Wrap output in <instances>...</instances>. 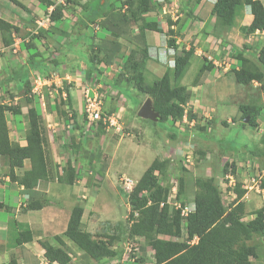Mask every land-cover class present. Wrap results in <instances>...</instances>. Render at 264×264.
Segmentation results:
<instances>
[{
	"label": "trees",
	"instance_id": "16d2710c",
	"mask_svg": "<svg viewBox=\"0 0 264 264\" xmlns=\"http://www.w3.org/2000/svg\"><path fill=\"white\" fill-rule=\"evenodd\" d=\"M9 1L17 6L25 7L23 0ZM38 1L44 12H48V6L53 5V9L49 12V25L47 28L38 27L36 29V24L31 23L30 27L35 31H30V38L23 43V47L29 51V65L26 67L21 66L12 76H16L18 81L22 82L24 88L22 97L28 102L25 145L10 140L6 121V113L12 111L15 115L19 114V107L23 104L14 105L0 102V155L6 158L9 178L22 185L29 195L40 179H49L51 174V171L49 174L50 159L46 149L47 138L43 119L38 110V103L34 99L38 95L31 92L29 79L31 70L38 69L46 74H48V71L43 68L44 66L42 67L40 60L35 59L39 52L36 51L33 39L39 38L40 35L54 38V25L63 17L64 9L62 4L56 3V0ZM65 1L68 2L69 0ZM158 4L157 0H85L81 4V11L86 21L75 18L77 21H74L73 24L85 28L89 25L88 22L91 24L99 17L112 14L114 22L109 21L107 22L108 25L101 24L102 27L111 30L114 36V40L110 41V44H113L112 47L110 46L107 49L112 55H115L121 47V42H118L115 37H120L121 33L126 31L129 32L127 41L133 46L129 48L117 77L111 82L122 81L132 87L138 94H141L143 99L150 97L153 108L158 113V121L170 122L169 126H167L168 124L165 126V130L168 131L170 140H175L178 131L175 130L173 125L183 117V104L189 98V91L185 85L178 83V79L189 65L193 49H181L180 53L175 55L172 68H167L161 77L154 78L151 82L145 81L146 60L149 55L144 40V31L150 29L163 32L164 27L159 26L155 19H146L143 14L159 8ZM245 5L250 8L252 20L249 25L241 26V30L245 33L255 29L264 31V5L260 0H215L210 14L216 17L214 26L217 31L219 25L222 26L224 31L230 28ZM123 8L124 10H122ZM71 13H75L74 10ZM132 23L136 25L137 33L135 34H130L129 27ZM171 23L169 20V26ZM169 26L168 33L172 36L173 30ZM12 31L18 32L19 28L0 17L1 39L5 45L12 43ZM61 35L63 38L65 34L62 32ZM92 35L89 36L90 40ZM94 35L98 37L97 31L94 32ZM215 35L221 36L219 33H215ZM56 41L58 43L59 40ZM167 45L176 48L173 37L167 38ZM90 49H92V52H88V57L92 61V66L89 70H94L101 46L96 45L93 49L91 42L88 46L89 51ZM236 53H233L234 57L240 60V64L238 69L231 68L234 79L240 84H249L252 80L262 81L264 78V47L257 52L255 61L248 64H244L246 58L243 56L242 49H236ZM255 64L256 67H254ZM203 67L212 69L213 65L209 61L203 64ZM261 87L264 89L263 82ZM262 107L261 102L239 104L241 124L257 127L256 119ZM247 115L249 116L247 122H243V118ZM187 116L188 119L196 118V113L189 110ZM66 119L71 120L72 118L68 116ZM210 121L208 120L204 124L206 125ZM223 123L225 122L223 121ZM78 129L80 139L75 140L74 137H70V146L79 155L83 150L81 140L83 127L80 126ZM96 158H98V155L92 154V151L89 156H85L90 168H95ZM25 159H29L30 167L17 175L15 168L23 167ZM76 159L78 160V156ZM234 163L236 164L235 161L231 165L224 164L219 175L221 177H225L227 173L234 175L236 172ZM174 170V163L170 157L154 159L127 193L129 206L127 214V220L129 221L128 234L132 237L141 236L144 239L145 244L153 251L152 264H254L251 258L259 256L257 254L258 249L264 251V206L255 210L254 217L247 216L243 220L241 208L244 209L245 205L241 198L246 190L241 187L240 183L235 181L232 187L235 198L227 206L222 200L217 177L214 175L208 177L196 176L194 177V185L196 186L194 208L188 211L186 215H182L183 203L181 202L178 207H173L167 201L168 188L162 184V179H165L168 174H172ZM62 171L61 175L56 174V180L73 184L76 176H78L76 167L70 161H67ZM97 172H101L100 168L97 169ZM183 186V179L179 177L176 197L182 194ZM44 203H47V200L28 199L25 208L40 209ZM82 214L83 205L81 203L74 204L70 210L65 230L61 234L52 236L56 243L50 242L47 238L37 239V242L44 249V256L49 263L69 264L71 262V256L65 247L62 235L73 241L83 251L84 255L91 257L96 263L104 264L109 259L120 257L118 250L113 248V241L117 239L116 236L114 234L97 235L82 229ZM183 229L185 237L179 239L184 236ZM160 235L175 238H163ZM34 237L29 228H23L15 232L12 245H21L32 241ZM251 240H254V242H250ZM6 264H18V262L14 257H11ZM127 264L148 263L145 262L144 258L135 257Z\"/></svg>",
	"mask_w": 264,
	"mask_h": 264
},
{
	"label": "crops",
	"instance_id": "0c3cea01",
	"mask_svg": "<svg viewBox=\"0 0 264 264\" xmlns=\"http://www.w3.org/2000/svg\"><path fill=\"white\" fill-rule=\"evenodd\" d=\"M84 1L85 0H69L66 4L67 6L71 4V10H74L75 14L78 15V19L81 18L82 20L86 21L83 12L81 11V4H83ZM172 1L178 2L181 10L185 11V14L188 15L184 18L182 16V13L179 12L177 16H181L179 22H174L170 25L173 29V38L175 39L176 48L169 47L167 45L166 39L168 37L163 32L145 29L144 40L147 45V51L149 55V58L146 60V71L144 74L145 81L151 82L152 79L161 77L167 68H172L171 61L174 60L176 54L180 53L181 49L192 48L193 54L190 58V63L185 69L183 75L178 79V83L185 85L187 90L189 91V98L186 102L188 104V108L192 113L195 112L196 115H201L203 109H201L202 104L200 103L199 97L203 95V98L205 99V87H208L210 85L212 86L215 114L218 111V116H222L228 110L230 105H232L231 98L234 95L232 94V91L233 87L236 86L233 76L234 73L231 68L238 69L240 64V60L234 57V49L241 48L242 50H244L243 56L246 58L244 64L254 62V55H256V52L262 46H264V31L256 30L248 34H244V32H241L240 27L248 25L252 19V16L247 10V7H243L240 10L239 14L236 16L234 24L225 31L222 29V26L219 25V30L216 33L221 34V36H215L214 33H211V28L213 27V24L215 22V17L210 15L213 0H194L189 7L186 3H183L182 0ZM186 1L188 3V0ZM260 1H262V3L264 4V0ZM22 2L25 7L17 6L9 0H0V17L17 26L19 30L26 29L33 32L35 31V29H31V23L33 22L35 24V21L38 18L37 16L39 15V10H43V7L38 0H23ZM122 10H124V8ZM65 11L66 9L63 10V17L54 25L55 33L53 35L55 36V39L57 38V40H59L58 42L61 43L64 41L63 39L65 38L66 34L70 33L74 34L70 35V37L73 38H79L80 35L84 39H86V37L89 38V36L91 35V27L89 26L90 23L88 22L89 25L85 28L83 26H80L79 28L82 30L85 29V32L84 34H82L81 32L76 36L75 31L78 29L75 28V31L71 29L69 24L71 23V25H73V22L70 21V19H67ZM161 15L162 14L160 9L158 10V12L154 10L143 14L146 19L148 18L156 20V18L158 17L157 21L159 22ZM113 17L114 16H112V14H107L105 16L99 17L98 19H96V21L100 22V24L104 23L108 25L107 22H114ZM192 20H194L198 24V26H195L198 31L195 38L198 40L195 41H198L199 43L190 39L189 37L192 34L190 33L189 35L188 31H186L189 30ZM158 25L163 27L159 23ZM166 25L168 26V23H166ZM129 28L131 32L130 34L137 33L136 25L134 23H132ZM62 32L65 35H63V38L60 40L59 38L61 37ZM15 33L16 32L14 31L11 32L12 43L9 45H5L3 43L0 33V91L3 92L8 90L9 93L13 95V99L18 100L23 96L24 88L22 87V82L18 81L16 76H12L15 74V71L21 66L26 67L29 65V51L23 47V43L27 42L28 38L23 39L21 37H16ZM97 34V38L100 40L99 44L97 45L101 46V51L100 55L97 57L99 60L97 59L95 63V69L89 70L92 66V61L89 59L88 55H85L86 59L84 70L76 68L74 74L69 70L64 74H59L60 78L63 79V82L68 84H65V86L69 88V101L67 100L66 106H64L66 113L61 112L62 110H59L60 108L54 101H50L47 103L44 102V98H39L36 100L38 103V110L43 119L45 136L47 138L46 149L50 159L49 174L51 171L49 179H40L37 185L34 187L31 193L32 195H29V193H27L23 189L22 185H19L16 181H13L9 178V176L7 175L8 167L6 164V158L0 155V209H6L4 192L9 191L10 194H13L14 199L17 202V206L14 208L13 217L9 216L0 220V264H6L11 257H14L17 260L18 264H58L57 262H48V260L44 256V249L37 242V239L47 238L50 242L56 243L52 236L55 234H61L65 230L70 210L76 203H81L83 205V214L81 216L82 229L94 233L93 230H91L90 225H92L93 222H95L97 219L90 221L94 218V215H92L89 222L85 221V215L88 214L92 209V205H88L91 201H88L87 203L86 201L89 199L91 194L93 195V198H95V196H97L98 194L95 192L98 191L99 188H95L94 190L92 189V192L90 194L89 192L86 194V191H88L89 189L85 184H83V182H81V180H83V178L85 177H80L82 179H79L76 176L75 182L73 184H68L56 180V174L61 175L63 172L62 168L65 166V163L67 161H70L72 165H76L75 167L78 170L79 175V166L87 163L85 156H89L92 150H95V155H97L102 148V146L96 145L94 149L87 152V148L85 147V136L81 138L83 150L79 155L70 146V137H74L75 140L80 139V136L78 135V128L80 126L84 128V125H86V120L84 118V92L86 90H88L91 96L95 95L99 99L102 109L105 105H109V110H118V106H116L115 104H110L107 99L105 101L108 104H104L101 100L103 96H106L107 94L113 92L118 93L119 98H123V101H125L124 104L126 105L124 107L126 109L133 110V106L136 104L134 103L135 99L129 101V99L125 97L126 92L130 95L134 92V89L132 87L126 85L122 81L117 83L111 82L117 77V73L120 72L123 66L124 58L126 57L129 48L133 46V44H130L127 41L129 32L126 31L125 33H121L120 37H115L117 38L118 42H121V47L115 55H112L109 51H107V49L110 46L112 47L113 45L110 44V41H112V39L114 40V36L112 35L111 30L109 31L105 27H102L101 31L97 32ZM100 34L101 36H99ZM35 39H37V37ZM181 39H186L187 41L184 40V42L180 44V41H182ZM33 42H35L34 39ZM72 43L73 42L71 39L67 41L68 46H71ZM34 44L36 45V51L39 52L35 59L40 60L42 67L44 66L43 68H46L48 73L53 70L58 71L60 63L58 62L57 58L55 56H50L49 58H47V55L41 48V43L37 41ZM85 44L86 43L84 42V45ZM95 47L96 45H93V48ZM85 49L87 53L88 47H85ZM212 49H214L213 53ZM200 52H202L207 57V59L211 61L213 65L212 69H206L203 67V60H201V58L199 57ZM253 52L254 55H252ZM67 57L70 58L69 55H67ZM64 65L66 67L65 69L67 70V62L64 63ZM254 67H256V64ZM262 81L253 80L249 85L254 88L259 85L260 92L262 94L264 93V89L261 87ZM240 85H243L244 87L247 84ZM198 91H200L201 93H198ZM130 95L128 96L130 97ZM137 97L140 100V103L138 105L140 106V104L142 103L141 96ZM3 102L6 103L7 101ZM261 103L263 107L260 109L258 117L256 119L257 127H252L256 131H251L249 128L242 126L243 132L246 134V139L249 135L248 131L255 133L256 140L254 139L253 141H251L247 139V142H250L249 144L256 145V147H261L264 145V100H262ZM7 104H9V102H7ZM12 104L16 105L17 102L13 101ZM27 107L28 105H21L19 107L20 113L17 115L12 113V111H8L6 113V121L10 140L17 142L20 145L26 144L25 134L27 127ZM232 107L234 108V105ZM120 109L121 108H119V111ZM58 113H62V115L65 116L59 120L57 118ZM68 116H70L72 119H66ZM137 117L140 118L139 116ZM186 118L188 119L187 115L185 117L183 116L181 120L176 121V125H173L176 131H180V127L184 124ZM140 119L144 120V118ZM226 121L230 122V119L228 118L226 119ZM238 121V119L236 121H232L231 125L237 124ZM150 122L152 121L150 120ZM127 123H130L132 125L143 124H138L135 117L127 119ZM168 125H170V123ZM229 125L230 124H228V126ZM240 125L241 124L239 121V127ZM62 127L69 129L70 136L66 144L57 146V132H61ZM131 127L133 128H131L130 130L135 129L134 126ZM140 127L141 130H138V132L136 133L138 138L136 137V135H132L133 133H131L132 136L122 135L119 137V163L122 167L121 172L119 173H121L123 176L131 178V176L129 175L130 169L129 160L127 157L128 155L121 148L124 145L122 144V141L126 139V136H129L127 137V139H132L134 143V145H132V148L134 150H136L137 152H143V156L140 157L141 159H139V166L137 167L139 173L138 175L132 176L131 178L134 181L139 179L144 170L154 159L161 158L159 148L157 147L158 141L156 139L153 140V142L151 141L150 147L146 148L145 138H142V136H140L141 132L143 131L142 135L146 137H151L152 133H149L150 130L148 129L146 124L141 125ZM58 149H61V151ZM145 150L146 156L144 155ZM68 152L72 154L70 155V157L68 156ZM77 156L78 160L76 159ZM248 156L249 155L246 154L244 155V157L240 158V160L242 161L241 171L242 173L244 171V173L246 172L247 174L249 173V175H251L255 172V170L253 164H251V158ZM257 159L258 162L256 163L263 162V158ZM237 166L239 165L237 164ZM29 167V159H25L23 167L15 168V173L17 175H20L24 169H28ZM249 194L252 193L248 192L245 197H249ZM41 196H43L47 200V203H44V205L40 209L25 208L28 201L25 198H28L30 200H42ZM81 197L83 199H80ZM63 200L66 201V204H64ZM243 201L244 205L246 206L248 203L245 202V200ZM93 211L95 213V210ZM10 222L11 225L7 224ZM9 226H12V228H9ZM23 228H29L35 236L34 239L32 241L22 243L21 245L13 246L12 240L15 232H17L18 230H22ZM62 238L65 242V247L68 250L69 255L71 256V262L69 264H98L91 257L84 255L83 251L76 247V244L69 238L63 235ZM72 243L75 245H73ZM73 255H76L77 257L75 258ZM81 255L84 256L81 257ZM81 260H83L84 262H81Z\"/></svg>",
	"mask_w": 264,
	"mask_h": 264
},
{
	"label": "rangeland",
	"instance_id": "374dc122",
	"mask_svg": "<svg viewBox=\"0 0 264 264\" xmlns=\"http://www.w3.org/2000/svg\"><path fill=\"white\" fill-rule=\"evenodd\" d=\"M194 0H188V3L186 0H182L183 3H186L187 6H191L192 2ZM118 2V1H117ZM116 3V2H115ZM165 8L167 10V14H162L161 18L159 19V24L164 27L163 33L168 37V26H166L167 21H175L177 18L179 12L182 13V16L185 18L187 15L185 14V11L181 10V7L179 6V3L176 1H166ZM160 8V6H159ZM157 8V12L159 10ZM73 10H71V4L66 6V17L67 19H70L72 22H76V14L71 13ZM77 12V10H76ZM71 15V16H70ZM44 12L43 10H39L38 18L43 17ZM172 16V18H171ZM181 17V16H180ZM178 17L176 19V23L179 22L181 19ZM182 17V18H183ZM158 20V17L156 18ZM72 30L77 28L78 30L75 31V35L77 36L82 32L84 34L85 29L82 30L77 25H71L69 24ZM76 26V27H75ZM195 26H198V24L192 20L191 25L188 31V34H192L189 38L192 40H198L195 38L196 33H198L197 28ZM99 23H93L90 29V34L92 35V38L84 39L81 35V38H73L70 37L71 34L66 35V37L63 39V42L66 43H57L54 38L51 36H42L40 38L34 39L35 42L41 43V48L44 50V53L47 55V58H49L52 54L57 58L58 62L60 63V67L58 70V74H64L66 71H72L73 74L76 71V68L84 70L85 68V59L88 55V52H92V49L87 50L85 47H88L89 43L92 42V44L95 46L99 44L100 40L97 38L96 35H94V32L98 29ZM212 31V28H211ZM29 30L22 29L15 33L16 37L21 38H30ZM57 32V31H56ZM74 35V34H73ZM62 36V35H61ZM79 37V36H78ZM62 37H60V40ZM72 40V45L68 46L67 41ZM166 39V37H165ZM180 44L182 42L187 41L186 39H181ZM34 42V43H35ZM84 42L86 43L84 45ZM198 42V41H195ZM201 42V40H200ZM199 43V42H198ZM88 44V45H87ZM94 49V48H93ZM214 52V49H212V53ZM199 57L201 60H203V63L206 64L209 62L207 57L200 52ZM67 55L70 56L67 57ZM100 55V52L99 54ZM211 55V54H209ZM67 62V70L65 69L64 63ZM153 71V70H152ZM63 81V79H61ZM211 80V79H210ZM264 83V79L262 81ZM63 86L66 83H62ZM236 86L233 87L232 94V100L230 107L228 110L222 115L218 116V111L215 114L214 109V102H213V95H212V86L205 87L204 93H205V99L203 98V95L199 97L200 103L202 104L201 109L203 111H207L209 108L212 107L213 111L210 114V117L212 118L209 123L206 125L203 124L204 121H201L200 123H195L194 125L190 126L186 123H184L180 127V131L182 133H178V137L176 142L170 140L168 137V131L165 130V126L168 123L161 122V121H152L148 119H140L136 116L137 108L140 100L137 96H141V94H138L135 90L130 95L126 92V96L129 101L132 99H135L136 103L133 107V110H128L124 106H126L123 101V98H119L118 93H109L106 96H101V100L104 104H108L105 100L107 99L110 104H115L118 106L117 109H113V111L109 112V105H105L102 108H100L102 113H110L112 114L115 124L109 125L107 128L104 124H99L98 122H93L87 128H83V135L85 132V147L87 148V152L89 150L94 149L96 145L102 146L100 149V152L98 155V158H96L95 162V168H90L88 163L83 164L82 166H79V175L77 178L82 179L81 182L87 186L89 189L86 191V194L89 192V194L92 192L91 190L99 188L98 191L95 193H98L95 198H93V195L88 199L87 201H91L88 205H92V209L88 214L85 215V221L89 222L92 215H94V218L90 221H93L97 219L95 222H93L92 225H90L91 230H93V234L97 235H110L114 234L116 236V240L113 241V248L115 250H118L120 253L119 258H112L107 260L104 264H124L125 262L132 260V258H144L145 262L148 264L153 263V251L152 249L147 246L144 242V239L141 236H130L128 234V226L129 221L127 220V214H128V203H127V193L130 188L128 187H122L121 184V178L124 176L119 173L121 172L122 167L119 163V137L122 135H136L138 130H141V125L146 124L148 129L151 132V137L149 136H143L142 132L141 135L142 138H145V144L146 148H149L151 145V141L157 140V147L159 148V153L161 155V158L170 157L172 159V162L174 163L175 170L172 174H168V176L165 179H162V184L168 188L169 191V201L170 204L173 207H177L181 202L183 203V207L185 211H189L193 209L194 206V195L196 192V186L194 185V177L196 176H202V177H208L214 175L217 177L219 182V188L221 191V197L225 205H229L232 200L235 198V194L232 191V187L234 186V182L240 183L241 185H244V180L248 177L250 184V175L246 172L242 173V161L240 160L241 157H244V155L249 154L248 157L251 158V164L255 165L254 162L256 160H252V157L255 155H260L264 157V147L257 148L254 144H249L250 142H247V139L253 141L256 140L255 133L249 132V135L246 139V134L243 132L244 125L240 122L239 127V121L241 120V113L238 112V106L239 104H252V103H259L262 100H264V93L261 94L260 92V86L258 85L256 88L251 87L249 84L240 85L235 80ZM68 85V84H66ZM32 87V86H31ZM258 88V91H257ZM66 91H68L69 88H65ZM264 91V90H263ZM198 93H201L198 91ZM130 95V97L128 96ZM263 95V96H262ZM69 97V95H68ZM67 97V98H68ZM263 97V98H262ZM43 100L44 102H50L54 101L57 106L60 108L59 110H62L61 112H65L64 106H66L67 100H60L56 101L53 100L50 95L48 94L47 88H43ZM35 100L39 99L38 97L34 98ZM141 100H143V97H141ZM0 101H7L9 104H12L13 101H16L17 104L19 103L23 105H28L24 97L21 99L15 100L13 99V96L9 93V91H0ZM69 101V100H68ZM144 101V100H143ZM6 102V103H7ZM121 102V103H119ZM5 103V102H4ZM26 103V104H25ZM124 104V105H123ZM234 105V108L232 107ZM101 106V104H100ZM119 108L120 111H119ZM237 110V111H236ZM66 113V112H65ZM226 114V116H225ZM84 114V118L86 122L88 119ZM65 115H62V113H58L57 118L60 120ZM136 119V122L141 125H132L130 123H127V119L134 118ZM83 118V117H82ZM202 118L205 120L204 116ZM230 119V122H227L226 119ZM239 120L237 124L231 125L232 121ZM223 121L225 123H223ZM228 124H230L228 126ZM131 126H134L135 129L130 130ZM139 126V128H138ZM169 126V125H167ZM203 126V128H202ZM245 127L249 128L251 131H256L252 126L246 125ZM132 131V132H131ZM154 134V135H153ZM131 135V136H132ZM69 129L62 127L61 132H57V146H61L62 144H66L69 138ZM126 139L122 141V144H124L121 148L125 153H127V157L129 160V175L136 176L139 173L138 166H139V159L143 156V152H137L132 148V145H134L132 139ZM138 138V137H137ZM134 140V139H133ZM264 143V142H263ZM116 146V147H115ZM61 151V149H58ZM248 150V151H247ZM68 156L72 155L70 152H68ZM92 154H95V150H92ZM141 154V156H140ZM146 154V150L144 151V155ZM189 154L190 158L189 160H186L185 155ZM67 156V157H68ZM146 156V155H145ZM159 159V158H158ZM236 161V174L235 176L229 177H221L219 175L220 169L224 164L231 165L233 161ZM237 164L239 166H237ZM78 165V164H77ZM76 166V165H75ZM53 168V167H52ZM100 168L101 174L97 172V169ZM138 170V171H137ZM260 174V173H259ZM259 174L258 180L259 181ZM82 177V178H80ZM181 177L183 179V192L179 197H176V191L178 189V179ZM227 179V180H226ZM79 184V183H77ZM82 184V185H83ZM249 194V197H243L245 202L248 204L245 206V210L241 208V214L242 219L245 220L247 218L246 214L252 215L256 209L260 208L262 204H264V200L262 195H258L257 193ZM250 192V193H251ZM5 193V206L6 209L1 210L0 209V220L2 218H7L9 216L13 217L14 215V208L17 206V202L14 199L13 194H10L9 191L4 192ZM177 195V194H176ZM252 196V197H251ZM41 199L45 201L46 199L41 196ZM80 199H83L82 197ZM255 199V200H254ZM254 200V201H253ZM64 201V204H66V201ZM244 202V201H243ZM92 203V204H91ZM95 210V213L94 211ZM244 211V213H243ZM94 213V214H93ZM11 225L10 223H7ZM13 226V224H12ZM12 226H9V228H12ZM184 236L180 237L179 239H182L185 237V231L183 229ZM163 238H170L174 239L173 236H163L160 235ZM43 239V238H41ZM250 242H254V240H251ZM73 244V243H72ZM75 245V244H73ZM76 246V245H75ZM77 247V246H76ZM258 257L251 258L254 264H264V251L261 249H258ZM75 258L76 255H73ZM84 256V255H83ZM81 255V257H83ZM81 262H84L81 260ZM94 264V263H93ZM103 264V263H98Z\"/></svg>",
	"mask_w": 264,
	"mask_h": 264
},
{
	"label": "clouds",
	"instance_id": "9594fccd",
	"mask_svg": "<svg viewBox=\"0 0 264 264\" xmlns=\"http://www.w3.org/2000/svg\"><path fill=\"white\" fill-rule=\"evenodd\" d=\"M166 1H168V0H157V3H159L158 5L160 6V11H161V13L163 14H167V10H166V8H165V3H166ZM214 2H215V0H213V4H214ZM262 2V1H261ZM56 3H60V4H62L63 5V7H64V9H66V6H67V1H65V0H56ZM263 4V3H262ZM264 5V4H263ZM213 6V5H212ZM244 7H247V10L250 12V8H249V6L248 5H245ZM53 9V5H50V6H48V12H44V15L45 14H48L49 15V12L51 11ZM63 9V10H64ZM155 11H157V10H155ZM211 11V10H210ZM251 14V13H250ZM64 15V14H63ZM211 15V14H210ZM71 16V15H70ZM76 16V18L78 19V15L76 14L75 15ZM211 16H213V17H215V15H211ZM251 16H252V14H251ZM171 18H172V16H171ZM37 19H39V18H37ZM176 19H178V17L176 18ZM176 19H175V21H176ZM236 19V18H235ZM252 20V19H251ZM157 21V20H156ZM175 21H171L172 23H174ZM215 21H216V17H215ZM50 22V19H49V21H48V23ZM158 23H159V21H157ZM251 22V21H250ZM47 23V25L45 26V27H43V28H47L48 27V24ZM93 23H99V27H98V29L96 30L97 32H99V31H101V29H102V27H101V24H100V22H98V21H95V22H93ZM93 23H91L90 24V27L92 26V24ZM167 23H168V21H167ZM35 24H36V21H35ZM250 24V23H249ZM248 24V25H249ZM171 25V24H170ZM215 22H214V24H213V27H212V31H211V33H214V35H215V33L217 32V29L215 28ZM167 26V25H166ZM168 26H169V24H168ZM246 26V25H245ZM42 27V26H41ZM38 27H37V24H36V29H37ZM169 28L170 29H172L171 28V26H169ZM173 30V29H172ZM240 30H241V27H240ZM256 30H258V29H255V30H253V31H250V32H244V34H248V33H251V32H254V31H256ZM91 31H92V28H91ZM95 31V32H96ZM258 31H260V30H258ZM261 31H263V30H261ZM93 32V31H92ZM241 32H243L242 30H241ZM166 34V33H165ZM167 35V34H166ZM169 35V34H168ZM173 35H174V33H173ZM173 35L171 36V35H169L168 37H173ZM216 36V35H215ZM167 40V39H166ZM175 40V39H174ZM262 47H264V46H262ZM261 47V48H262ZM260 48V49H261ZM236 49H239V48H235L234 49V53L235 54H237L236 53ZM241 49V48H240ZM259 49V50H260ZM258 50V51H259ZM257 51V52H258ZM257 52H256V55H254V57H255V59H256V56H257ZM243 54H244V50H243ZM252 54H254V52L252 53ZM52 56H54L53 54L51 55V57ZM171 66L173 67L174 66V60H172L171 61ZM32 71V70H31ZM31 71H30V79H31ZM40 71V70H39ZM54 72H57L58 73V71L57 70H53ZM42 72V71H41ZM52 72V71H51ZM60 76V75H59ZM62 81V80H61ZM253 81V80H252ZM251 81V82H252ZM250 82V83H251ZM62 83H63V81H62ZM31 86H32V79H31ZM63 87H65L66 88V86L64 85ZM32 88V87H31ZM66 90V89H65ZM85 93V92H84ZM89 93V92H88ZM68 95H69V93H68V91H67V97H68ZM90 95V94H89ZM145 98H147V97H145ZM145 98L143 99V100H145ZM68 99V98H67ZM99 100V99H98ZM143 100H142V102H143ZM57 101V100H56ZM101 103L99 102V105H100ZM142 104V103H141ZM140 104V105H141ZM138 107H140V106H138ZM100 108H101V106H100ZM183 108H184V114H183V116L185 117L186 115H187V113H188V110H189V108H188V104L187 103H185V104H183ZM137 110H138V108H137ZM213 110L211 109V108H209L207 111H202L201 112V115H196V118H191V119H187L186 118V121L184 122V123H186V124H188V125H190V126H192V125H194L195 123H200L201 121H204L203 122V124L205 123V122H207L208 120H211L212 118L210 117V114H211V112H212ZM84 114H86V112H85V110H84ZM105 114H107V115H112V114H110V113H105ZM136 115H137V112H136ZM86 116V118H87V114L85 115ZM138 116V115H137ZM202 116H204V118H205V120L202 118ZM248 116V115H247ZM141 118V117H140ZM245 118V117H244ZM244 118H243V122H244ZM248 118H249V116H248ZM88 119V118H87ZM149 120V119H148ZM152 121V120H151ZM192 121H193V123H192ZM89 121H87L86 122V125H84V128H87V126H89L90 124H92L93 122H90V123H88ZM98 123L99 122H101V121H97ZM97 122H95V123H97ZM247 122V121H246ZM101 124H103L102 122H101ZM205 125V124H204ZM106 126V125H105ZM178 133H181L180 131L178 132ZM84 136H86L85 135V132H84V135H83V137ZM176 140V139H175ZM175 140H172V141H175ZM264 144V143H263ZM256 147V146H255ZM261 147H264V145L263 146H261ZM257 148H260V147H257ZM248 151V150H247ZM249 155V154H248ZM185 157H186V155H185ZM257 158H260V159H262L263 158V162L262 163H256V162H258V159ZM157 159V158H156ZM160 159H163V158H160ZM257 160L256 162H254L255 163V165H253L254 166V170H255V172L253 173V174H251L250 175V184L248 183V181H249V178L247 177L245 180H244V183H246V184H244V185H241V187L242 188H244L245 190H246V192L244 193V195L242 196V198H241V200L243 201V197L248 193V192H251V191H253V193H257L258 195H262V197H263V200H264V157L263 156H260V155H255V156H253V158H252V160ZM235 164V163H234ZM231 168V166L229 167V169ZM235 168H237L236 167V164H235ZM257 173L259 174V181L258 180H256V179H258V175H257ZM235 174H236V172H235ZM235 174L233 175V174H231V173H227V175H226V177H229V178H231L232 176H235ZM124 177H127V176H124ZM131 181H132V185H131V187H129L130 189H129V191L132 189V187L134 186V184L136 183V181H134L133 179H131L130 177H128ZM241 183V182H240ZM234 184H235V182H234ZM233 184V185H234ZM128 191V192H129ZM177 192V191H176ZM168 193H169V191H168ZM252 193V192H251ZM169 195V194H168ZM175 196H176V194H175ZM169 197V196H168ZM26 200H28V198H25ZM169 203H170V201H169V198H168V200H167ZM162 204V203H161ZM179 206V205H178ZM177 206V207H178ZM264 206V204H262L261 206H260V208H262ZM193 208H194V206H193ZM260 208H258V209H260ZM193 210V209H192ZM257 210V209H256ZM190 211V210H189ZM187 212L188 211H185L184 210V207H183V209H182V215H186L187 214ZM263 213H264V210H263ZM246 216H248V217H254V213L252 214V215H249V214H246ZM194 240H195V238H194ZM132 260H133V258H132ZM131 260H129V261H127V262H125L124 264H127L128 262H130Z\"/></svg>",
	"mask_w": 264,
	"mask_h": 264
},
{
	"label": "built area",
	"instance_id": "2783aa9c",
	"mask_svg": "<svg viewBox=\"0 0 264 264\" xmlns=\"http://www.w3.org/2000/svg\"><path fill=\"white\" fill-rule=\"evenodd\" d=\"M49 21V15L45 14L36 20L37 27H45ZM32 88L31 92L43 99V88H47L48 94L53 100H65L67 98V91L64 89L61 78L57 72H50L48 74L42 73L38 69L31 71ZM85 112L87 114L88 123L101 121L104 125H114L115 121L112 115L102 113L100 110L99 100L93 95H89L88 90L84 93ZM193 123V121H192ZM109 128V127H107ZM190 155L186 154V160H189ZM122 187H131L132 181L128 177L121 178Z\"/></svg>",
	"mask_w": 264,
	"mask_h": 264
},
{
	"label": "water",
	"instance_id": "95a60500",
	"mask_svg": "<svg viewBox=\"0 0 264 264\" xmlns=\"http://www.w3.org/2000/svg\"><path fill=\"white\" fill-rule=\"evenodd\" d=\"M137 115L144 119L152 121L158 120V113L154 110L150 97L145 98L140 107L137 110ZM248 120V116H245L244 122Z\"/></svg>",
	"mask_w": 264,
	"mask_h": 264
}]
</instances>
